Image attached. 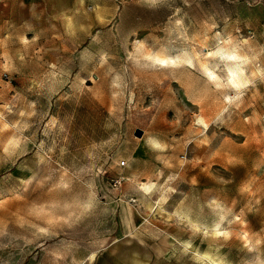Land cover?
<instances>
[{
  "label": "rangeland",
  "instance_id": "374dc122",
  "mask_svg": "<svg viewBox=\"0 0 264 264\" xmlns=\"http://www.w3.org/2000/svg\"><path fill=\"white\" fill-rule=\"evenodd\" d=\"M0 264H264V0H0Z\"/></svg>",
  "mask_w": 264,
  "mask_h": 264
},
{
  "label": "bare ground",
  "instance_id": "6f19581e",
  "mask_svg": "<svg viewBox=\"0 0 264 264\" xmlns=\"http://www.w3.org/2000/svg\"><path fill=\"white\" fill-rule=\"evenodd\" d=\"M157 60L158 61H160V62H162V63H164V62H166L168 59L166 58V56H159L158 58H157ZM183 60H185V61H187V62H191V60L189 59V58H184ZM203 67L204 68H207V66L204 64L203 65ZM235 74V73H234ZM238 80H239V83H242V80L240 79V78H238Z\"/></svg>",
  "mask_w": 264,
  "mask_h": 264
},
{
  "label": "built area",
  "instance_id": "2783aa9c",
  "mask_svg": "<svg viewBox=\"0 0 264 264\" xmlns=\"http://www.w3.org/2000/svg\"><path fill=\"white\" fill-rule=\"evenodd\" d=\"M122 165H125V163H122Z\"/></svg>",
  "mask_w": 264,
  "mask_h": 264
}]
</instances>
